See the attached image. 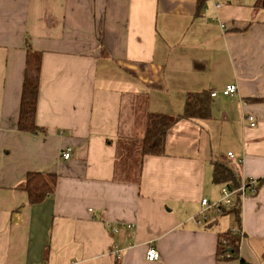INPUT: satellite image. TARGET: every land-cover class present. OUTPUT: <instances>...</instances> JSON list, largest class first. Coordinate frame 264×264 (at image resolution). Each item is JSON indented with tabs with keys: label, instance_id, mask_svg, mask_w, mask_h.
<instances>
[{
	"label": "crops",
	"instance_id": "obj_1",
	"mask_svg": "<svg viewBox=\"0 0 264 264\" xmlns=\"http://www.w3.org/2000/svg\"><path fill=\"white\" fill-rule=\"evenodd\" d=\"M201 1L0 0V264H242L216 258L234 214L201 199L221 195L213 160L242 183L264 176V10ZM28 48L46 134L17 129ZM203 91L217 92L210 117L178 121L163 155H141L148 115ZM29 171L56 176L34 204ZM240 231V259L264 264V183L240 195Z\"/></svg>",
	"mask_w": 264,
	"mask_h": 264
},
{
	"label": "trees",
	"instance_id": "obj_2",
	"mask_svg": "<svg viewBox=\"0 0 264 264\" xmlns=\"http://www.w3.org/2000/svg\"><path fill=\"white\" fill-rule=\"evenodd\" d=\"M253 7L258 11L264 10V0H255ZM40 57V53L33 52L28 48L17 119V129L33 135L47 133L35 122ZM261 101H264V97ZM210 108V93L204 91L198 93L190 92L186 95L184 107L180 114L173 116L164 113L149 114L146 119L144 136L140 143L139 151L141 155H163L169 129L180 120L208 119L210 117ZM213 181L231 189L242 185L239 173L224 160H213ZM249 181L250 179H247L243 182L247 188V193H250L248 190L251 187ZM55 182L56 176L53 174L29 171L22 183V188L28 196V202L31 204L38 203L47 196L52 195ZM263 183L264 176L255 180V192ZM219 213L234 214L238 229L237 231L228 230L217 234L216 258L218 260L239 259L240 263L245 264L239 255V244L242 236L240 231V194L235 197L231 208L223 209Z\"/></svg>",
	"mask_w": 264,
	"mask_h": 264
},
{
	"label": "built area",
	"instance_id": "obj_3",
	"mask_svg": "<svg viewBox=\"0 0 264 264\" xmlns=\"http://www.w3.org/2000/svg\"><path fill=\"white\" fill-rule=\"evenodd\" d=\"M215 6L217 7L218 4H216ZM236 91H237L236 84L230 83V84H227L223 89H221L220 92L224 96H230L236 93ZM216 94H217L216 91L210 92L211 96H215ZM245 118L248 120L250 126L255 125L254 117L252 115H247ZM61 156L65 159L69 158L70 149L69 148L65 149L61 153ZM229 156H232L231 153H229ZM249 184H251V187L248 190L250 191V193H254L255 192V188H254L255 180L250 179ZM246 189L247 188L245 187V183H242L240 187L235 188V189H231L227 186H223L220 191L221 195L217 201L210 203L206 198H202L201 204L206 209L213 208L217 212H222L223 209H229L232 207L234 197H236L238 194L245 195V193H247ZM120 226H123V225H120ZM128 227H130V225H128ZM117 229L118 227H112V231H117ZM158 258H159V253L157 249L154 246L149 245L145 250V259L147 261H156L158 260Z\"/></svg>",
	"mask_w": 264,
	"mask_h": 264
},
{
	"label": "rangeland",
	"instance_id": "obj_4",
	"mask_svg": "<svg viewBox=\"0 0 264 264\" xmlns=\"http://www.w3.org/2000/svg\"><path fill=\"white\" fill-rule=\"evenodd\" d=\"M222 216H226V214L222 215Z\"/></svg>",
	"mask_w": 264,
	"mask_h": 264
},
{
	"label": "bare ground",
	"instance_id": "obj_5",
	"mask_svg": "<svg viewBox=\"0 0 264 264\" xmlns=\"http://www.w3.org/2000/svg\"><path fill=\"white\" fill-rule=\"evenodd\" d=\"M220 5V4H219Z\"/></svg>",
	"mask_w": 264,
	"mask_h": 264
}]
</instances>
